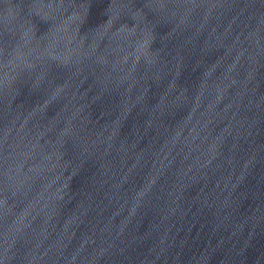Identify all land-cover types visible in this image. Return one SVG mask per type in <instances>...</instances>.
<instances>
[{
  "label": "water",
  "instance_id": "95a60500",
  "mask_svg": "<svg viewBox=\"0 0 264 264\" xmlns=\"http://www.w3.org/2000/svg\"><path fill=\"white\" fill-rule=\"evenodd\" d=\"M0 264H264V0H0Z\"/></svg>",
  "mask_w": 264,
  "mask_h": 264
}]
</instances>
